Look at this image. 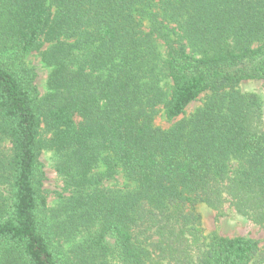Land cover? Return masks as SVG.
Masks as SVG:
<instances>
[{"label":"trees","instance_id":"trees-1","mask_svg":"<svg viewBox=\"0 0 264 264\" xmlns=\"http://www.w3.org/2000/svg\"><path fill=\"white\" fill-rule=\"evenodd\" d=\"M244 80L264 82V0H0V264H264L252 238L193 246L197 203L264 226L263 102ZM43 149L70 191L52 209ZM118 171L130 188L101 185Z\"/></svg>","mask_w":264,"mask_h":264},{"label":"rangeland","instance_id":"rangeland-1","mask_svg":"<svg viewBox=\"0 0 264 264\" xmlns=\"http://www.w3.org/2000/svg\"><path fill=\"white\" fill-rule=\"evenodd\" d=\"M47 46L48 44L46 43L41 50H44ZM24 62L28 67L32 68L35 73L34 83L39 92V96H44L48 92L47 79L51 71V67L47 66L42 61L41 52L29 53L24 58ZM162 84H165L164 88L169 90V86L171 85L169 78H165L162 81ZM238 87L241 92L255 93L260 97L263 102L264 120V82L262 80H244L239 83ZM204 98L205 94H201L196 100L188 104L182 115L172 120L165 117L163 106L159 105L158 112L154 116V125L160 128H168L178 119L188 117L191 113H193L196 108L203 103ZM41 135L45 138L50 137V133L45 131L43 124L41 125ZM3 146L7 148L9 147V144L4 142ZM39 162L41 170L44 173L41 190L46 199L47 209H52L59 203L60 195L67 196L70 194V191L66 189L62 176L59 175L55 169L56 156L54 151L50 149H43L39 156ZM103 168V164H99L93 169V171L100 172ZM101 185L106 188L113 189L131 187L130 182L121 171H118V173L110 179H104ZM193 208L200 215L201 234L202 237H204V242L196 241L193 244L195 249L199 245L200 248H202L205 244L206 238L212 233L225 237L244 236L259 241L260 247L264 245V226L259 225L247 217L239 214L228 203H225L220 209L211 208L205 203H197Z\"/></svg>","mask_w":264,"mask_h":264}]
</instances>
